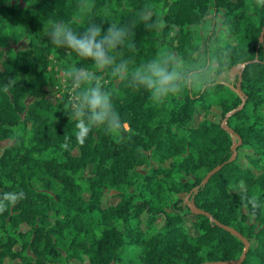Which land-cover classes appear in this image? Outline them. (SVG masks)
<instances>
[{"label":"trees","instance_id":"obj_1","mask_svg":"<svg viewBox=\"0 0 264 264\" xmlns=\"http://www.w3.org/2000/svg\"><path fill=\"white\" fill-rule=\"evenodd\" d=\"M32 2L37 11L27 20L35 37L30 49L6 53L0 70V139L10 140L0 154V229L27 227L18 233L23 243L17 250L16 236L0 235V264H264V167L255 175L237 162V154L231 159L232 145L240 140L236 152L250 147L256 158L247 159L264 166V0ZM145 4L162 23L157 30L136 28L130 64L172 54L207 67L208 75L244 65L231 83L210 76L205 84L164 97L104 70L122 127L115 132L94 127L81 139L71 104L53 106L43 91L51 52L74 67L80 57L67 59L63 49L47 43L44 29L61 20L77 28L89 19L119 22ZM19 13L16 4L0 0V48L14 36ZM209 13L200 43L198 28ZM217 27L233 40L218 39ZM26 55L34 62L29 66ZM25 72L34 81L10 83ZM213 106L227 115L231 132L207 118L193 122L197 109L208 114ZM16 125L26 130V140L15 134ZM241 182L243 189H229ZM107 193L118 201L104 203ZM187 215L193 216L195 233L186 227Z\"/></svg>","mask_w":264,"mask_h":264},{"label":"clouds","instance_id":"obj_2","mask_svg":"<svg viewBox=\"0 0 264 264\" xmlns=\"http://www.w3.org/2000/svg\"><path fill=\"white\" fill-rule=\"evenodd\" d=\"M83 7L87 13L88 6ZM161 23L151 6L145 4L130 18L119 22L106 24L102 19H89L77 28L61 20L44 29L48 44L80 57V62L67 75L73 90L70 117L76 123L81 139L94 127H104L112 132L122 127L121 117L101 76L104 70L125 79L130 86L150 91L155 97L208 82L211 76L207 74L208 68H196L182 56L165 54L130 64L127 53L134 52L137 47L136 28L157 30ZM10 83H15V79Z\"/></svg>","mask_w":264,"mask_h":264},{"label":"rangeland","instance_id":"obj_3","mask_svg":"<svg viewBox=\"0 0 264 264\" xmlns=\"http://www.w3.org/2000/svg\"><path fill=\"white\" fill-rule=\"evenodd\" d=\"M9 1L11 4H16L19 7L20 13L16 16L18 23H17L16 29L13 30L14 36L9 35L8 37H6L5 45L1 46L0 48L3 53L2 56L0 57V70L3 68V61L6 58V53L12 56L14 52H17L19 50L23 51V50L30 49L29 40L35 38L32 34V31L29 29L28 22H27L28 17L37 11L35 4L32 2V0H9ZM211 17H212V14L209 13L205 18L206 20H204V22L198 28L200 43L202 42V39L205 40L204 37H206V33H207V30L210 24L209 19H211ZM215 19L218 22L221 19V17L217 16ZM218 27H221V25H218ZM218 27L215 31V34L216 32L218 34V39L233 40L232 37L228 38V36L225 35V31ZM65 56L67 59H72V56L70 54H65ZM47 60H48V65H47V69L45 70L47 74V82L43 86V91L45 92L44 97H46V99L49 100V103L52 104L53 106H56L58 102H62V101H66L68 104H71L73 90L71 89V81L67 73L72 67H74L73 62L64 63L62 59L60 58V56L55 52H51L47 56ZM23 62H25L27 66L34 63L31 56H28V55L24 56ZM241 65H237V66L241 68ZM232 68H230L227 71H223L219 74L212 73L211 76L214 77L218 81L231 83L233 81V77L236 74H238L237 72L231 73L230 70ZM240 68L238 69V71L240 70ZM101 76L103 78L104 84L106 85L107 82L109 81L108 72L106 71L101 72ZM14 79L15 80L22 79V80H25L26 82H31V81H34L35 77L30 72H25V73H20V75L18 77H15ZM113 81L117 82L118 80L114 79ZM226 116H222V110L220 107L213 106L210 108V111L208 114H205L202 110L197 109L193 122L197 123L198 121L207 118L215 123L220 122L221 124L222 123L225 124L224 118ZM12 129L15 132V134L23 136L24 139L26 140V136H25L26 130L23 128V126L16 125V126H13ZM9 143H10L9 139H0V154L2 150L4 149V147H6ZM236 154H237V162L242 167L250 168V170L255 175L260 173L262 168L264 167L262 166V167L256 168L250 162V159H247L248 156L249 158H256V154L251 150L250 147H247V146L241 147L236 152ZM152 166H157V164L152 162ZM164 166H168V162H165ZM203 172L204 170L198 171L200 175H202ZM34 185L37 188H40L42 186L41 183L37 181L34 182ZM243 188H244V184L241 182V183L236 184L235 186L230 187L229 189L232 191H237ZM55 191H57L56 186L52 188V190L50 191V194L55 193ZM179 197L186 198L187 196H184V194H180ZM103 201L106 204H115L118 201V197L111 196L107 193L105 197H103ZM162 219L163 217L160 216V218L156 221L155 224L159 225L162 222ZM192 220H193V216L187 215L185 224L189 232L195 233L194 228L191 226ZM26 228H27L26 225L23 223L17 224V225L7 224V230L5 232H2V230L0 229V235H2V237L8 234L16 236L19 239V244L15 245L14 249L17 250L19 249V246L21 245V243H23V240L19 236L18 233L24 232ZM99 230L100 229L97 230V234H99L98 232ZM27 253H30V252L27 250ZM7 261L8 260H6V262ZM74 263H77V262H74ZM125 264H142V263L135 260V261H127Z\"/></svg>","mask_w":264,"mask_h":264},{"label":"water","instance_id":"obj_4","mask_svg":"<svg viewBox=\"0 0 264 264\" xmlns=\"http://www.w3.org/2000/svg\"><path fill=\"white\" fill-rule=\"evenodd\" d=\"M263 34H264V30L261 32V35H260V40H262V36H263ZM243 65L244 64H242L241 65V67H243ZM240 67H238L237 65L236 66H234L231 70H230V72L231 73H239V71H238V69H239ZM239 76H240V74H239ZM237 91H238V93H240V95H242V93L240 92V89H239V84H237ZM243 106V101H242V103H241V105L238 107V108H241ZM221 126L222 127H224V128H226V129H228L230 132L232 131V130H230L227 126H225V124H221ZM239 143H240V140L237 142V143H234L233 145H232V150H233V154H232V158L231 159H233L234 157H235V155H236V147L239 145ZM221 167V165H218V166H216L215 168H213L212 170H210L206 175H205V177H204V179H203V183L214 173V172H216L219 168ZM185 200L186 201H188V196L185 198ZM189 206H191L192 207V209L194 210V211H197V210H195V208H194V206H193V204L192 203H189ZM223 227H225L227 230H230L231 232H233V233H236V234H238L239 235V233H237L234 229H232V228H230V227H227V226H223ZM244 240V242H245V245H246V247L248 246V243H247V241L245 240V239H243ZM244 255H245V253H243L242 255H241V257L239 258V260L238 261H241L242 260V258L244 257ZM237 261V262H238ZM202 264H223V262H206V263H202Z\"/></svg>","mask_w":264,"mask_h":264}]
</instances>
